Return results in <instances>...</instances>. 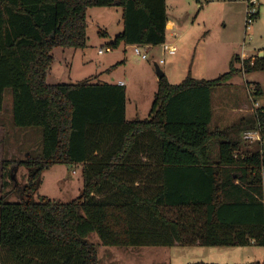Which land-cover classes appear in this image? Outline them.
Instances as JSON below:
<instances>
[{"label":"trees","instance_id":"obj_1","mask_svg":"<svg viewBox=\"0 0 264 264\" xmlns=\"http://www.w3.org/2000/svg\"><path fill=\"white\" fill-rule=\"evenodd\" d=\"M95 7L121 9L112 48L165 42L166 0H0V112L11 90L13 126L38 128L41 143L37 155L2 163L0 264H96L92 233L122 248L264 247V108L211 128L212 90L264 71V54L235 56L211 80L173 84L164 75L148 117L129 121L124 86L46 81L54 49L87 47ZM246 131L260 140H244ZM53 165L81 171L78 198L35 199Z\"/></svg>","mask_w":264,"mask_h":264},{"label":"rangeland","instance_id":"obj_2","mask_svg":"<svg viewBox=\"0 0 264 264\" xmlns=\"http://www.w3.org/2000/svg\"><path fill=\"white\" fill-rule=\"evenodd\" d=\"M257 18L246 27L247 0H167L165 42L157 46H139L148 59L141 60L133 47L110 45L122 32V12L118 7H95L87 10V47L84 50L56 48L53 64L46 81L48 84H70L92 79L93 83H125L126 119L148 117L157 90L158 68L173 84L186 77L211 80L229 70L235 57H259L264 54V0H256ZM105 32V36L99 33ZM173 45L176 53L167 54ZM102 50V53H98ZM241 59V58H239ZM163 60L162 64L159 61ZM236 67H239L236 64ZM227 85L219 86L213 97L214 118L222 114L224 125L235 124L241 117L237 109L242 106L249 117L259 107L264 108V71L240 74ZM254 85L261 87V95H254ZM255 105L257 107H255ZM254 107V108H253ZM253 110V111H252ZM3 113L6 116V143L12 149L0 150V162L24 160L37 155L41 148L38 128H15L12 124L11 90L4 93ZM212 123L211 127L214 128ZM225 127V128H226ZM224 128V127H223ZM23 140V141H22ZM30 150V151H28ZM212 155L216 154L214 147ZM8 169H6L7 171ZM14 175L19 184L27 181L28 172L18 168ZM8 180V179H7ZM6 180V181H7ZM83 186L79 169L53 165L42 173L41 184L35 195L55 202L68 203L79 197ZM15 202V197L9 200ZM87 240L96 250V264H185L215 262H264V248L247 245L239 248L180 246L122 248L101 244L95 233ZM217 249L229 251L226 254ZM255 254V255H254Z\"/></svg>","mask_w":264,"mask_h":264},{"label":"crops","instance_id":"obj_3","mask_svg":"<svg viewBox=\"0 0 264 264\" xmlns=\"http://www.w3.org/2000/svg\"><path fill=\"white\" fill-rule=\"evenodd\" d=\"M166 2H167V0H166ZM166 11H167V7H166ZM167 17H168V15H167ZM257 18V17H256ZM167 26H168V23L166 24V28H167ZM122 29H123V24H122ZM125 47H135V46H125ZM175 47V46H174ZM175 55V54H174ZM169 56H173V55H169ZM238 57V56H237ZM239 58H241V59H248L246 56H243V57H239ZM255 57H251L250 59H254ZM158 67V66H157ZM160 70V69H159ZM161 71V70H160ZM166 77H167V75L165 74V73H163ZM158 78V77H157ZM167 79L169 80V78L167 77ZM119 82H123V81H118V83ZM169 82H171L172 83V81L171 80H169ZM117 83V84H118ZM124 83V82H123ZM114 84V83H113ZM228 84H230V83H228ZM123 86H125V83H124V85ZM216 89H218V87L217 88H215V89H213L212 90V92H211V107H212V121H211V125H212V123L214 122V124H215V126H214V128H212V129H215V128H218V129H224L226 126H224L227 122H224V120H225V118L223 117V116H221L222 114H220L219 116H218V118H217V120L214 118V105H213V97H214V93L216 92L215 90ZM255 107H257L256 105H255ZM254 108V107H253ZM237 111H238V113H240V115L241 116H239V117H241L240 119H242V118H244L245 116L242 114L243 112H245V113H247V111L248 110H244L243 108H242V106L241 107H239L238 109H237ZM253 111V110H252ZM4 111L2 110L1 112H0V150H1V147H2V150L4 149V147L7 149V152L9 151L10 152V149H12V145L14 144L13 143V140H10V146L7 144V146H6V138H7V128H6V122H5V120H6V114L5 113H3ZM126 112H127V110H126ZM5 114V115H4ZM239 119V120H240ZM231 123H232V121H231ZM231 123L229 124V125H231ZM227 125H228V123H227ZM224 127V128H223ZM229 127V126H228ZM227 128V127H226ZM3 141H5L4 143H3ZM23 141V140H22ZM4 146V147H3ZM28 151H30V150H28ZM9 152H8V154H9ZM215 155V154H214ZM2 163H3V161L2 162H0V194H1V181H2ZM250 245H253L252 243L250 244ZM221 248H223V247H221ZM230 248H239V247H230ZM264 248V247H263ZM223 249H217V251L216 252H218V253H222V254H226V252H229V251H222ZM255 255V254H254ZM171 264V263H170ZM185 264H264V262L263 263H261V262H250V263H241V262H215V263H201V262H198V263H185Z\"/></svg>","mask_w":264,"mask_h":264},{"label":"built area","instance_id":"obj_4","mask_svg":"<svg viewBox=\"0 0 264 264\" xmlns=\"http://www.w3.org/2000/svg\"><path fill=\"white\" fill-rule=\"evenodd\" d=\"M248 2V11H247V16H246V27L251 25V23L253 22V20L255 19V17H257V9H256V0H247ZM133 51L134 54L139 57L141 60H147L148 56H147V52H143L141 50H139V46H135L133 47ZM98 53H102V50H99ZM176 53V48L173 45H170L167 48V54L168 55H174ZM163 60L159 61V64H162ZM118 85L123 86L124 83L123 82H119ZM242 138L244 140H248V141H254V140H260V136L258 134V132H254V131H246L242 134ZM74 173V172H73Z\"/></svg>","mask_w":264,"mask_h":264},{"label":"water","instance_id":"obj_5","mask_svg":"<svg viewBox=\"0 0 264 264\" xmlns=\"http://www.w3.org/2000/svg\"><path fill=\"white\" fill-rule=\"evenodd\" d=\"M259 57H262V54L259 55ZM156 75L159 78H162L164 76L163 72L159 70V68H156Z\"/></svg>","mask_w":264,"mask_h":264}]
</instances>
